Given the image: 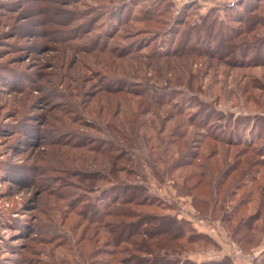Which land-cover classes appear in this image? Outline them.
Masks as SVG:
<instances>
[{
  "label": "rangeland",
  "instance_id": "374dc122",
  "mask_svg": "<svg viewBox=\"0 0 264 264\" xmlns=\"http://www.w3.org/2000/svg\"><path fill=\"white\" fill-rule=\"evenodd\" d=\"M160 1L140 0L138 5L129 7V11L120 12V23L130 18L132 21L118 28L117 35L108 43L109 49L112 46L126 49L128 43L139 44L150 38L149 34L140 32L149 25L137 21L145 12L151 11L155 16L157 12L167 11L166 18L172 22L180 7L191 3L187 11L191 10L192 15H196L194 12L204 14L215 7L214 16L225 21L233 14L226 6L235 0H165L171 6ZM213 2L215 6H207ZM124 4H129L128 0H111V3L107 0H0V264H117L102 253L107 252L102 249L108 238L104 226L93 222L95 219L90 215L88 220L78 215L85 202L96 201L109 185L99 181L93 188L86 189L76 179L69 178L68 173H63L67 166L72 174L97 172L98 168L111 170L112 166L107 159L100 161V157L90 152L83 154L86 161L71 163L73 155L66 158L57 153L68 149L60 145L66 142L85 139L87 144L109 143L106 134H113L130 144V150L137 155L142 167L139 177H136V169V174L133 171L128 179L144 181L152 192V201L159 204L158 209L143 207L141 210L178 215L206 238V231L198 224L196 227L188 217H200L207 225L220 227L229 235L232 227L220 222L222 214L231 216L233 226L240 217L256 211L259 195L262 194L264 200V167L258 168L259 171L254 169L246 181L230 189L234 195L227 193L216 198L212 194V213L207 217L195 213L191 196L183 190L186 175L203 169L208 172L205 162L224 161L226 152L231 163L235 156L242 154L245 143L264 149V120L260 125L263 130L248 132L243 142V117L260 115L264 118V89L254 85L255 80L264 84V66L246 63V66L234 67L217 61L168 58L162 60L173 62L169 67L157 66L158 59L149 60L154 66L148 67V61L143 59L146 54L153 58L148 49L132 51L131 57L125 54L120 59H106L105 53L78 49V44H84L86 37L99 40L107 28L117 27L113 20L117 11L109 16L108 13ZM258 4L264 10V1ZM236 7V10L241 8ZM236 20H240L238 15L228 21L229 27L238 28ZM92 24L95 28L90 35L82 41L75 40L81 30ZM249 24L243 22V31ZM253 35L264 36V27L257 26ZM134 56L138 57L132 59ZM180 63L184 64L182 68L177 65ZM111 84L123 90H139L135 92L143 94L147 103H155L157 98L164 102L158 101L159 106L145 104L138 111L133 105L129 112L136 114V132L125 128L119 135L115 126H127L129 113L116 111L115 116L114 108L106 114V103L98 102L105 94L102 88L109 89ZM196 96L211 102L215 109V115L209 114L208 127H203L207 121L201 123L204 129L193 125L187 117L194 114L192 102ZM169 106L170 110L166 111ZM179 112L184 113L185 124L170 120ZM192 117L189 115L190 119ZM170 133L177 138L174 140H179L178 145L174 146L171 141L168 144L172 139ZM206 133L238 141L240 145L228 147L206 140ZM203 140L206 142L202 144ZM184 151L190 152L187 160L193 166L177 165L180 162L176 163V159ZM210 151H215L216 156L210 157ZM73 152L84 153L78 149ZM192 154H195L193 159ZM238 163L234 165L237 167ZM224 166L222 162L219 169L223 170ZM251 174H255L254 179L249 178ZM102 175H107V171ZM197 179H190L186 185H192ZM97 185L99 190L94 187ZM220 205L222 212L218 210ZM260 222L258 231L263 227ZM260 235L257 234L258 238ZM261 236L258 246L253 248L261 247L253 254L254 258L264 251V234ZM209 239L216 243L214 238L209 236ZM185 250L186 256L207 258L208 253L218 251L219 246L198 241L185 243ZM245 252L253 253L252 250ZM121 257L123 254L119 252L115 256Z\"/></svg>",
  "mask_w": 264,
  "mask_h": 264
},
{
  "label": "trees",
  "instance_id": "16d2710c",
  "mask_svg": "<svg viewBox=\"0 0 264 264\" xmlns=\"http://www.w3.org/2000/svg\"><path fill=\"white\" fill-rule=\"evenodd\" d=\"M139 1L140 0H128L129 4L126 6L124 4L120 6V8H112L111 12L108 13V16L117 11L113 14V20L118 26L107 28L105 34H103L99 40L86 37L87 35H90L91 31L95 28L94 24L88 25V27L81 30L75 40L82 41L85 37L86 40L84 44H78V49H89L90 53L93 51L102 54L105 53L106 59H109L110 57H119L118 59H120V57H124L132 51L137 53L148 49L150 51L149 53L152 54L151 57H153L150 58L149 54H146L147 56L143 55L144 61H148V67L154 66V64H150L149 62L151 59H158L157 62H159L157 66L166 65L169 67L173 62L162 60L168 58L184 59L185 61L193 60L197 62H205L208 60L211 63L217 61L221 64H231L234 67H243L246 63H251L250 65L252 66L255 64L264 66V36H251L255 32L257 26L264 27V10L258 4L264 0L233 1L226 6L227 10L231 9L233 14H229L225 21L223 19L219 20L214 16L215 7L211 8V10L209 9L204 14L199 15L197 12H194L196 15H192L191 10L187 11V8L191 3H185L184 6H181L180 10H178L173 17L172 22L166 18V15H168L167 11L157 12L155 16L151 15V11L145 12L141 14V17L138 18L137 21L149 25L146 26V28L141 29L140 32L149 34L150 38L139 44H136L135 42L128 43L126 49H120L119 46H112L109 49L108 43L117 35L118 28L121 25L132 21L130 18L124 20V23L123 21L120 23V12L122 13L125 9L129 11V7L138 5ZM107 2L111 3V0H107ZM159 3L171 6L169 1L161 0ZM236 6H240L241 8L236 10ZM235 15H238L240 18V20H236L239 23V26L236 29L234 27H229L230 22H228L234 20ZM243 22L250 23V27L244 31ZM129 55V57L132 56L131 54ZM136 57L138 56H134L132 59H136ZM177 65L182 68L184 64L180 63ZM177 65H174L176 69ZM159 68L161 67H158V70ZM170 70L171 69L169 68V71ZM181 70L184 72L183 69ZM159 71L163 72L161 70ZM255 82V88L264 89L263 83H259L257 80H255ZM107 88L108 87L102 88L101 91L105 94L98 99V102L103 101L106 103V114L110 113L111 109L115 108V116L118 115L116 111L129 113V115L133 116L131 117L127 114L129 118V120H127V126H115V132L119 135L123 134L125 128L131 130L134 134L136 132V114H131L129 112V110L133 108V105H135L137 111L141 106L144 107L145 104L154 106L161 105L158 103V101L162 100L161 98L155 99V103H147V99L144 98L145 96H143V94L135 92L139 90H123L119 85L113 86V84H111V88ZM191 96H195V94L191 93ZM193 100H195V102H192L194 104V114L187 115L189 121L198 128L208 127L210 121L208 120L210 118L209 114L215 115V109L211 105L212 103L202 101L197 96L194 97ZM168 110H170V106L169 108H166V111ZM68 111L73 112L71 110ZM183 114L184 113L179 112L170 120L172 121V119H176L178 123L185 124ZM189 115L193 117L190 119ZM262 117L263 116L260 115L243 117V142L244 138L246 139L248 136V132L252 133V131H255V133H258L260 130H263L260 128V125L264 120ZM124 119L125 117L122 121ZM58 121L59 119H57V122ZM204 121H207V123L202 127L201 123ZM113 124H115L114 121ZM139 124L143 126L142 122H139ZM171 133L169 135L172 139L169 140L168 144L172 142L173 145L176 146L180 142L179 140H174L177 138L173 137ZM106 135H108L106 139L109 143L100 141L96 144L95 142H93L94 144H91L92 142L87 144V142L84 141L85 139H83L80 140V142H66L65 144H60L65 145L68 149L59 150L57 152L60 156H66V158L73 155L70 157L71 163L76 161L79 163L86 161L83 154L90 152L97 157H100V161L101 159H107L112 166L111 170L98 168V170H96L97 172L79 171L75 174H72L69 166H67L63 171V173H68L69 178L76 179L77 182L86 189L93 188L92 185L99 181H104L109 185L101 191V196L96 198V201H93V203L91 201L90 203L85 202L83 210L78 214L87 220L88 215H90L89 217L91 219H95L93 222L100 223L107 230L106 233L108 234V238L102 246V249L107 252L102 253L107 256L109 255L110 259H114L113 262L117 264H231L228 256H225L220 260L207 259L199 262L188 258L185 255V243L191 244L198 241H205L215 247H217V244L213 240H210L209 236L206 238V236L197 234L190 227L191 224H189L186 219L179 218L178 215L160 212H145L141 210L143 207L159 208V204L152 201V192L144 181L133 182L134 180L128 179L130 173L133 174V171L134 174H136V169L138 171L136 177H139L138 175L140 174V167H142V164L137 159V155L130 150V144L119 140L118 137L113 134ZM204 138L206 140L210 139L214 142H219V144L228 147H237L240 145L238 141L233 142L228 139L224 140V138L212 133H206ZM262 138L264 139V136H262ZM205 142L206 141L203 140L202 144ZM243 146V150H241L243 151L241 154L243 156H235L232 160L233 162H228V154L225 152L224 161H219L218 163L217 160L213 164L212 162L210 164L205 162L208 172L203 169L202 172H192L185 176L183 180V190L186 195L191 196L192 205L196 211L194 212L197 215L202 217L211 215L212 200L214 197L219 198L220 195H225L227 193H230L229 195H234L230 189L238 187L237 185L242 180L246 181L245 179L254 169L259 171L258 168L260 169L264 167V149L261 146L257 147L255 144L249 146L245 143ZM142 147L140 149H142ZM248 147L252 150L250 151V149H247ZM136 148L137 147H135V149ZM76 149L83 151L84 153L81 152L83 156L79 153H74L73 151ZM211 151L210 157H215L216 152L213 151V153H211ZM239 152L240 151H238L237 154ZM189 153V151H184L180 158L176 159V163L180 162V164L177 165L193 166L192 162L187 160L189 158ZM250 154L257 158L253 159ZM240 157L241 159L239 160ZM191 158H195V154H192ZM92 160L96 161L94 157ZM237 161H239V163L236 167L234 164ZM222 162L225 163V166L223 170H220L219 164L222 166ZM240 166L243 167L241 168ZM132 168L134 169L132 170ZM104 170L107 171V175L103 176L102 172ZM124 173H126L127 176ZM120 175H123L126 178L120 177ZM193 178L198 179L192 185L187 186L186 184L190 179L193 180ZM249 178L254 179L255 174H251ZM94 187H96V190L100 189V186L98 185ZM212 194L214 197H212ZM263 202L264 200L261 194L259 195L256 211L246 217H240L236 220L233 226L230 224L233 220L231 216L229 217L225 214H222L221 216L220 222L228 224L229 228L232 227L229 230V235H227L244 251H250L257 247L261 241V235L264 234ZM218 210L222 212L221 205L218 206ZM259 221H261L260 223H262L263 227H259L260 230L258 231L257 223ZM258 233L261 234L259 238L257 236ZM118 252L123 254V257L115 258ZM98 254H100V252H98ZM253 264H264V251L260 253L258 257L254 258Z\"/></svg>",
  "mask_w": 264,
  "mask_h": 264
},
{
  "label": "built area",
  "instance_id": "2783aa9c",
  "mask_svg": "<svg viewBox=\"0 0 264 264\" xmlns=\"http://www.w3.org/2000/svg\"><path fill=\"white\" fill-rule=\"evenodd\" d=\"M191 221H193L196 226L197 224L202 230H205L206 234L214 239L218 238L219 236H225L224 229H221L220 227L213 226V225H207L204 219H194L191 217H188ZM205 223V224H204ZM220 233V234H217ZM225 233V234H224ZM230 244V253H228V257L230 259L231 264H253L254 256L253 254L256 253H247L242 248H240L235 242L232 240L229 241Z\"/></svg>",
  "mask_w": 264,
  "mask_h": 264
},
{
  "label": "crops",
  "instance_id": "0c3cea01",
  "mask_svg": "<svg viewBox=\"0 0 264 264\" xmlns=\"http://www.w3.org/2000/svg\"><path fill=\"white\" fill-rule=\"evenodd\" d=\"M216 3H212V4H207V6H210V7H213L215 6ZM196 226V224H194ZM197 227V226H196ZM195 227V228H196ZM225 234V233H224ZM216 243L218 244L219 246V250L216 251V252H211V253H208L207 255V258H205L204 256H196V259L194 257H192L191 255L187 256L188 258L196 261V262H199V261H202V260H220L221 258L225 257L228 255V253H230V244H229V241H231L230 237L225 234V236H219L218 238L215 239ZM261 247L259 248H256V249H252V252H258L260 251ZM262 249H264V247H262ZM194 258V259H193ZM254 261V260H253Z\"/></svg>",
  "mask_w": 264,
  "mask_h": 264
}]
</instances>
